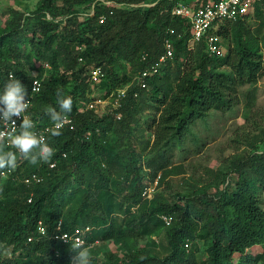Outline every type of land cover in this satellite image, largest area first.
Returning <instances> with one entry per match:
<instances>
[{
  "label": "trees",
  "instance_id": "trees-1",
  "mask_svg": "<svg viewBox=\"0 0 264 264\" xmlns=\"http://www.w3.org/2000/svg\"><path fill=\"white\" fill-rule=\"evenodd\" d=\"M60 1L56 5L42 0L26 13L10 9L0 27V93L10 74L27 93L30 80L36 77L40 88L31 93L26 111L35 127L52 123L48 107L60 111L57 88L73 101L71 113L66 114L71 120L62 134L45 133L54 149L48 163L27 164L5 141V151L16 153L17 165L3 169L0 175V252L8 246L10 253L0 254V264H70L73 241L54 237L62 231L77 233L86 245L108 238L126 242L122 257L111 252L103 260L92 258V264H255L264 260L262 252L244 251L264 242V212L254 193L256 186L264 188V148L239 155L229 161L227 169L215 172L212 189L190 184L184 193L174 192L171 201L154 198L145 208L139 206L142 189L156 176L162 178L158 170L167 164L166 148L180 142L189 123L209 109L226 107L230 102L227 93L235 83L256 77L261 54L257 38L247 34L243 21L251 10L258 14L264 0L254 1L241 18L220 21L208 29L220 37L231 32L234 38L233 45L226 43L219 56L205 51L202 38L193 44L194 49L187 46V19L169 14L174 0H109L95 4L90 14V0ZM100 11L106 15L98 23ZM164 38L172 43V57L146 78L154 112L149 121L142 120L150 133L141 144L140 151H144L136 154L127 143L138 126L139 104L145 102L136 99L141 98L143 88H136L134 97L131 90L135 86L131 85L119 105L102 111L79 109L78 101L91 98L87 92L92 84H102L101 96H106L128 82L131 73L161 53ZM27 42L30 50L25 47ZM178 55L183 61L169 81L170 62ZM31 56L39 62L36 68L40 63L54 67L56 56L62 57L66 68L32 74ZM90 65L102 70L95 82L89 79ZM125 65L132 70L129 76ZM32 171L40 179L23 182ZM134 205L139 206L137 210L130 208ZM162 216L168 218L162 232L167 252L157 255L144 246L133 248V237L157 229L163 224ZM38 220L42 233L36 228ZM57 221L59 228L55 229ZM190 241L192 247L187 248ZM197 252L202 256L196 258Z\"/></svg>",
  "mask_w": 264,
  "mask_h": 264
},
{
  "label": "rangeland",
  "instance_id": "rangeland-1",
  "mask_svg": "<svg viewBox=\"0 0 264 264\" xmlns=\"http://www.w3.org/2000/svg\"><path fill=\"white\" fill-rule=\"evenodd\" d=\"M181 1L194 4V0ZM41 2L42 0H0V27L4 24V19L8 16L10 9L26 13L40 6ZM51 2L56 5L61 3L60 0H51ZM259 6L258 14L253 15V10H251L243 21V25L248 28L247 34L257 38L261 54V67L256 77L250 81L235 83L233 89L228 92L229 94L227 93L230 102L226 107L209 109L202 118H197L189 123L188 130L182 135L180 142L172 143L166 148L167 164L158 170L162 178L159 179L156 176L146 185L149 186V189L147 193L142 194L140 207L145 208L150 205L154 198L155 200L171 201L175 198L173 197L174 192L184 193L190 184L195 187L205 185L207 189H212L214 184L212 175L215 172L219 173L227 169L229 161L239 155H245L248 151L258 152L264 148V2L260 3ZM233 39L231 32L227 37H220L222 48L225 49L226 43L233 45ZM25 47L30 50L32 46L27 42ZM55 61L54 67L40 63V68H36L39 62L34 56H31L29 62L33 67L30 68V72L36 74L38 71H42V74L46 75L66 68L61 56H56ZM182 61L183 56L181 55L172 58L168 72L169 81H172L175 67ZM220 66L224 65L221 64ZM71 69L74 70L75 65ZM124 71L129 76L132 70L129 65H125ZM143 89L139 94L141 98H136L137 101L140 99L145 101L139 104L136 112L138 126H135L131 131L127 143L136 154L138 151L141 153L144 151H140L141 144L144 143L150 133L149 129L143 125L142 120L149 121L151 112H154V107L149 103L150 100L147 96L149 93L148 85L146 84ZM104 91L102 84H92L88 89L87 96L91 97L92 100L102 97ZM90 99L86 101L88 102ZM86 101H78L79 109L85 107ZM110 107L108 100L104 98L100 103H95L94 110L102 111ZM229 177L230 180L234 179L233 174H229ZM254 193L257 197L258 206L264 212V188L256 186ZM130 208L137 210L135 205ZM122 215L121 213L119 217ZM166 225L167 222L163 221V224L158 225L157 229L134 236L131 245L133 248L144 246L157 255L166 253L167 244L162 236ZM92 244L95 248L90 249V255L97 261L106 259L107 254L111 252L119 257L125 254L126 242L123 241L108 238L102 241L94 240ZM186 247H192V241L188 242ZM8 249L9 247L5 246L1 249L0 254L8 256L10 254ZM244 251L252 255L264 253V242L252 244L246 247ZM195 256L199 258L202 254L197 252ZM255 264H264V260H256Z\"/></svg>",
  "mask_w": 264,
  "mask_h": 264
},
{
  "label": "built area",
  "instance_id": "built-area-1",
  "mask_svg": "<svg viewBox=\"0 0 264 264\" xmlns=\"http://www.w3.org/2000/svg\"><path fill=\"white\" fill-rule=\"evenodd\" d=\"M109 0H90L88 2V10L87 13L90 14L93 12L94 5L99 3H106ZM257 0H201L195 4H188L186 2H182L180 0H174L169 7L170 15H178L183 16L187 19L189 36L187 38V46L193 47V44L197 42L200 38H202L204 42V49L209 54L214 55H222L224 51V47L220 44V36L214 31H208L210 27L217 24L223 20H233L235 18H241L245 13H247L253 5V2ZM107 12H110L108 10ZM106 13L100 11L96 15V21L98 23L102 22L105 19ZM169 30V29H167ZM145 56L144 53L140 55L143 59ZM172 57V43L169 39L164 38L162 41V51L156 57V59L143 67L142 69L133 73L129 79V81L121 86L115 87L111 90L106 96L97 97L95 99H90L88 102L86 101L84 108H93L95 109V103H100L106 98L111 105V107H116L119 105V101L126 94L127 88L131 85H134L135 88L131 90V95H137L136 88H144L146 86V78L153 73H156L160 66H162L167 60H170ZM88 75L91 82L97 81L102 76V70L99 65H90L88 68ZM33 87H35V91H33ZM40 88V82L36 77H32L30 80L29 90L30 92L26 96V99L29 103V98L31 93L37 92ZM23 115L28 114L25 112ZM67 116V122H69L70 116ZM118 116V114H116ZM13 120L16 121V127L18 122L22 120V117H13ZM53 127V122L50 124H44L42 126H36L33 131L38 134L42 133L45 136L46 131ZM12 125L9 123L8 129L10 130ZM4 127L0 124V131H3ZM53 163L50 162L49 166ZM0 172H4L0 170ZM40 177L36 172H30L28 175L22 178L23 182L27 183L30 181H37ZM149 186H145L142 191L143 193H147ZM29 199V198H28ZM164 222H168V218L162 216ZM55 229L59 228V222L57 221L54 225ZM37 230L39 233L44 231L43 225L38 220ZM67 234V238L69 240L80 239L83 240L77 233H67L65 231L54 233V237H59L61 239L64 234ZM63 240V239H62ZM65 241V240H63Z\"/></svg>",
  "mask_w": 264,
  "mask_h": 264
},
{
  "label": "clouds",
  "instance_id": "clouds-1",
  "mask_svg": "<svg viewBox=\"0 0 264 264\" xmlns=\"http://www.w3.org/2000/svg\"><path fill=\"white\" fill-rule=\"evenodd\" d=\"M33 91H35V87H33ZM27 95V90L21 81L15 75L10 74L2 93H0V105H2L0 107V124L4 127V130L0 131V170L14 169L17 165L16 153L5 151V141L33 165L39 162L48 163L54 155V149L49 146L45 136L33 131L35 124L27 115H23L29 106ZM56 97L60 111L51 106L47 108L53 122V127L47 131L53 136L62 134L61 129L67 123L66 114L71 113L73 104L71 96H66L62 88H57ZM14 116L22 117L18 132L16 121L13 120ZM9 123L12 125L10 130L8 129ZM2 174L0 172V175ZM61 239L68 242L67 234L65 233ZM91 247V245H86L83 240H74L70 244L73 253L70 257V264H92Z\"/></svg>",
  "mask_w": 264,
  "mask_h": 264
},
{
  "label": "crops",
  "instance_id": "crops-1",
  "mask_svg": "<svg viewBox=\"0 0 264 264\" xmlns=\"http://www.w3.org/2000/svg\"><path fill=\"white\" fill-rule=\"evenodd\" d=\"M180 1H181V0H180ZM197 1H198V0H197ZM182 2H183V1H182ZM186 3H187V2H186ZM193 3H194V4L197 3L196 0H194Z\"/></svg>",
  "mask_w": 264,
  "mask_h": 264
}]
</instances>
